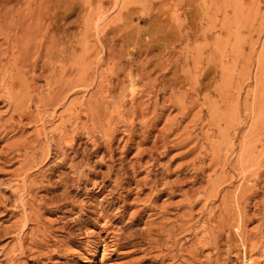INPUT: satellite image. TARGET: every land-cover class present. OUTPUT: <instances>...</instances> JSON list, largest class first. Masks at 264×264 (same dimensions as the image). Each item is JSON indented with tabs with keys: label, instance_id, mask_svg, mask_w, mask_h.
Masks as SVG:
<instances>
[{
	"label": "rangeland",
	"instance_id": "374dc122",
	"mask_svg": "<svg viewBox=\"0 0 264 264\" xmlns=\"http://www.w3.org/2000/svg\"><path fill=\"white\" fill-rule=\"evenodd\" d=\"M0 264H264V0H0Z\"/></svg>",
	"mask_w": 264,
	"mask_h": 264
}]
</instances>
